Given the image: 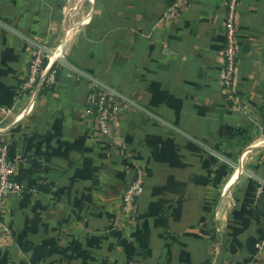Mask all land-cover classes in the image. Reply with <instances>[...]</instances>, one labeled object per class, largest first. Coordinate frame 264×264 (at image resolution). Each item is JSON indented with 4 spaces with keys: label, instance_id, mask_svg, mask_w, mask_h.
Segmentation results:
<instances>
[{
    "label": "crops",
    "instance_id": "0c3cea01",
    "mask_svg": "<svg viewBox=\"0 0 264 264\" xmlns=\"http://www.w3.org/2000/svg\"><path fill=\"white\" fill-rule=\"evenodd\" d=\"M171 2L0 0V136L25 186L6 202L0 264H264V146L250 143L264 137V0L240 3V110L222 83L228 0ZM70 29L62 56L88 76L57 61L53 83L24 91L36 44L53 53ZM89 76L139 105L109 135ZM134 160L145 190L125 225Z\"/></svg>",
    "mask_w": 264,
    "mask_h": 264
},
{
    "label": "built area",
    "instance_id": "2783aa9c",
    "mask_svg": "<svg viewBox=\"0 0 264 264\" xmlns=\"http://www.w3.org/2000/svg\"><path fill=\"white\" fill-rule=\"evenodd\" d=\"M167 7L170 14H180L188 8L195 0H171ZM242 0H228L225 17V41L224 51L225 68L222 78L226 94L232 100V108L240 110V99L235 95V79L239 68L238 62V41L237 33L239 30L238 20L240 3ZM50 55L44 50L35 47L31 53L28 72L23 84V90L32 89L37 83H53L56 79L57 71L54 65L57 59L51 62ZM49 61H48V60ZM95 122V133L98 136L109 135L115 128L119 119L117 111L119 109L128 110L130 103L120 99L109 90L93 85L87 100ZM4 113L11 114L12 108H3ZM132 179L125 188L122 198L120 212L124 218L125 225H133L137 221V201L144 193V169L139 162L133 161ZM17 163L10 157V147L8 142L0 136V232L5 239H11L13 228L6 218V202L10 194L21 193L25 186L16 178ZM264 191V186L259 185L258 192ZM257 256H264V236L255 243Z\"/></svg>",
    "mask_w": 264,
    "mask_h": 264
},
{
    "label": "water",
    "instance_id": "95a60500",
    "mask_svg": "<svg viewBox=\"0 0 264 264\" xmlns=\"http://www.w3.org/2000/svg\"><path fill=\"white\" fill-rule=\"evenodd\" d=\"M36 47H37V48H40V49H42V50H44L47 54H52L51 51H49L48 49H46V48L43 47L42 45H38V44H36ZM57 61H59V62H61V63H63V64H66V65H69V66L73 67L74 69H76L77 71H79L80 73H82V74L88 76L87 73H85V72L81 71L80 69H78L77 67H75L73 64L70 63V61H68V60H67L65 57H63V56H60L59 58H57ZM89 77H90V78L96 83V85L101 86V87H103V88L109 90L111 93H113L114 95H116V96L119 97L120 99H123V100L127 101L128 103L134 104V105H136V106H139L136 102H134V101H132L131 99H129L128 97L122 95L121 93H119V92L116 91L115 89H113V88H111V87L105 85L104 83H102V82L99 81L98 79H96V78H94V77H91V76H89ZM148 112H149L150 114H152L150 111H148ZM246 171H247V172H250L251 174H253L254 176H256V174L253 173L252 171H250V170H248V169H247Z\"/></svg>",
    "mask_w": 264,
    "mask_h": 264
},
{
    "label": "bare ground",
    "instance_id": "6f19581e",
    "mask_svg": "<svg viewBox=\"0 0 264 264\" xmlns=\"http://www.w3.org/2000/svg\"><path fill=\"white\" fill-rule=\"evenodd\" d=\"M69 36H68V38L67 39H65V40H63L60 44H59V46L55 49V51L53 52V54H52V56H51V62H53L54 60H56L57 58H59L60 56H62V55H65L67 52H68V50H69V48H70V43H71V39H72V35H73V30L72 29H70V31H69ZM64 57V56H63ZM256 144H258V145H260V146H264V137H260L259 139H258V141H257V143ZM255 146V145H254ZM253 146V147H254ZM245 155V154H244ZM249 158V157H248ZM237 173V172H236Z\"/></svg>",
    "mask_w": 264,
    "mask_h": 264
},
{
    "label": "rangeland",
    "instance_id": "374dc122",
    "mask_svg": "<svg viewBox=\"0 0 264 264\" xmlns=\"http://www.w3.org/2000/svg\"><path fill=\"white\" fill-rule=\"evenodd\" d=\"M58 40H60L59 38L57 39V41L55 42V44H52L51 46H49V49H51V50H53L54 49V51H55V48L57 47V45H58V43L60 42V41H58ZM53 51V52H54ZM53 54V53H52ZM52 54L50 55V60H51V56H52ZM48 60V59H47ZM49 61V60H48ZM251 144H254V143H257V140H253V141H251L250 142Z\"/></svg>",
    "mask_w": 264,
    "mask_h": 264
}]
</instances>
